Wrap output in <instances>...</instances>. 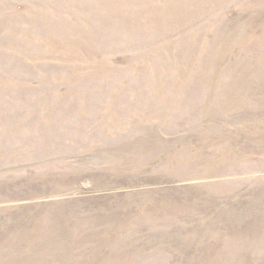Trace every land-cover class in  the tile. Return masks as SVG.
<instances>
[{
  "label": "rangeland",
  "instance_id": "1",
  "mask_svg": "<svg viewBox=\"0 0 264 264\" xmlns=\"http://www.w3.org/2000/svg\"><path fill=\"white\" fill-rule=\"evenodd\" d=\"M171 1L195 5V12L167 30L138 14L152 2ZM217 2L0 0V193L39 191L0 203V241L7 232L26 238L44 230L38 239L3 246L0 261L111 264L108 257L94 260V242H77L79 230L125 229L116 221L147 212L160 219L127 228L159 236L131 233L132 240L103 252L118 247L125 255L121 264H221L204 255L213 246V257L226 252L235 259L236 249L225 248L231 245L241 247L243 264H264V242L253 237L264 220V31L255 27L264 22V0ZM130 7L134 33L112 35ZM237 21L251 22L257 45L251 51L244 48L249 38L230 33ZM206 67L216 71L201 78ZM247 69L258 76L248 80L238 73ZM220 102L232 116L211 114L202 120L207 125H198L195 117ZM132 113L153 117L139 122L156 132L117 120ZM152 134L167 142L154 170L144 174L117 175L105 161L116 158H94L87 150L123 147ZM205 137L210 141L202 142ZM198 156L200 170L215 171L213 179L184 182L168 169ZM59 166L66 180L41 173ZM77 178L72 188L67 181ZM200 184L227 192L199 194L192 188ZM59 185L64 191L53 192ZM52 212L65 220L48 240ZM240 232L251 235L237 237Z\"/></svg>",
  "mask_w": 264,
  "mask_h": 264
},
{
  "label": "bare ground",
  "instance_id": "2",
  "mask_svg": "<svg viewBox=\"0 0 264 264\" xmlns=\"http://www.w3.org/2000/svg\"><path fill=\"white\" fill-rule=\"evenodd\" d=\"M220 0H204V5L206 7H209L211 5H217L218 2ZM251 4L252 2H254L255 0H249ZM194 4V3H193ZM120 6H122V4H119ZM185 4H182L180 2H168V3H157L156 2H152L151 4L142 7L140 10L137 9L138 14L141 15L142 17H148L149 21H151V25L158 27H164L166 30L170 29L171 27H173V25L179 24L181 25L182 23V15L185 16V18L187 17V15L192 14L193 12H195L194 8L196 7L195 5H193L191 8L185 7ZM252 7V6H249ZM255 10V8H254ZM133 12H134V8L130 7L129 10L124 9L120 15V19L117 21V24L115 25V27L112 30V35H125V36H129L131 34L134 33V25H133ZM259 12V11H258ZM257 12L256 16H259ZM124 13H127L126 15H124ZM259 14H261L259 12ZM129 17V18H128ZM183 25V24H182ZM259 26H255L256 29L259 30H263L264 31V22L259 21ZM251 28V29H250ZM252 30V25L250 21H246V22H241V21H237L236 23H234L233 27L230 28V33L231 34H235L238 35L236 38H241L244 39L246 42V38H249V40L247 41V43L245 44L244 48L247 51H251V48H255L257 47V45L255 43H252V38L253 36L251 34H254V31ZM173 33V32H172ZM171 33V34H172ZM220 38L223 40V38L220 36ZM236 41L238 42V40L236 39ZM225 42H228L225 41ZM262 43L259 44V46H261ZM222 60H224L223 58H221V62H223ZM205 70L203 71L204 77L201 78H206L209 77L214 71H216L215 68L212 67H206L204 68ZM238 73L241 74V76L245 79H251V77L253 76H258L256 75V72L253 71V69H247L245 71L241 70L240 72L238 71ZM213 77H215V75H213ZM250 107V106H249ZM230 106L224 103H221L219 105H216L214 110L207 112V113H201L199 115H197L195 117V120L197 122L198 125H202L205 126L207 125V123L204 121H202L204 119V117H207L211 114L213 115H224L222 116L224 119L225 118H229L230 116H232V113L230 111ZM243 108V107H242ZM241 108V109H242ZM246 116V115H245ZM153 119V117L151 116H141L139 119L138 117H134L133 113L129 114L128 116H125L123 119H117V120H126L128 121V126H133L136 129H143L144 127L141 126H149L146 125L144 122H139L140 120H149V119ZM156 118L158 119L159 116H156ZM206 119V118H205ZM249 119V118H248ZM245 122V121H244ZM246 123V122H245ZM250 125V124H249ZM258 126V125H257ZM142 131H151V132H156L155 129H148V130H142ZM141 138V137H139ZM202 142L206 143V141H210L209 138L205 137L203 139H201ZM134 142H129V140L127 142L124 143L125 146L121 147L118 146V143L113 144V148L112 149H103V148H89L87 150H89L88 152H90V154H93V157L95 158H108V159H115V160H105L107 161L106 164L108 165V167L112 168V170L114 172H117L119 174H128V173H133L134 175L137 174H144L147 173L150 170H154L155 168V161L154 158L157 159L159 156L158 154L161 153V150L163 149V147L165 146L167 142L163 139V137L161 136H154V134H152L150 137L148 138H143V139H134ZM193 156L191 154H188L187 158H192ZM205 157V156H204ZM203 157V158H204ZM197 160L195 163L193 164H188L187 163H181V164H176V162H173V168H168L169 170H172L174 173H178L181 174V176H179L177 178V180L180 181H193V180H208V179H213L214 176V170H200L201 165L203 164V160L202 158H200V156L196 157ZM111 161V162H110ZM100 164H103L102 166ZM98 166L103 167L105 165V162L102 161ZM46 169L51 172V173H45ZM51 168H43L41 170V173L43 174H47V175H53L54 178H58L61 177L63 180H66V178L69 177V175H66V173H62L63 169L61 166H59L58 170L56 169H51ZM83 171V169H82ZM84 173V172H83ZM184 174V175H183ZM77 179L71 180V181H67L70 183V186H72V188L74 186H76L77 184ZM65 182V181H64ZM66 183V182H65ZM134 183H136V181H134ZM193 190L196 189L197 192L199 194H208L211 193L213 191L215 192H227V189L224 186H220L217 187L215 185L212 184H200L199 186L192 188ZM63 192L64 190L62 189V186L59 185L58 187L54 188L53 192ZM38 190L34 192H28V193H24L22 189L18 190L16 194L11 195L10 192L7 190H4V192L0 193V203L3 202H7L9 200H20L23 197L25 198H31L32 196H35L38 194ZM199 202V200H198ZM198 202H196V204H198ZM208 202V201H207ZM174 206H179L178 204H181L180 201H176V202H171ZM169 204V203H166ZM170 204V205H172ZM168 206V205H167ZM146 207V206H145ZM140 208L144 209V206H141ZM153 209V208H152ZM4 209L1 208L0 205V213L3 212ZM263 213V212H262ZM263 215V214H262ZM51 219H52V223H53V227H50L49 229V236L46 235L48 240H53L56 238V234H59V226H57V222L60 221H64L65 219L61 218L60 215L56 213H51ZM160 219V217L155 215H152L151 213H144L143 217L140 218H128L126 220L123 221H116L117 226L119 228H124L125 229H119L118 228H113V229H104V230H99L96 228H85L82 230H79V234L77 237V242L81 243V242H87V243H91L94 242L96 244V253H95V257L94 260H96L99 256L105 260L106 257H108L107 259H109V261L111 260V264H121L123 261V256H125L122 252H120V249L118 247H112L108 252H103V248L107 247L109 245H111L112 243L114 244H120L121 241H123L124 243L127 240H132L131 237L129 236V234L133 233V236H138V237H142L143 235L147 234V233H151L152 237L155 236H159L158 233L156 232H152V231H148L145 232L144 229H140V230H132L130 227L127 228V226L129 224H132L134 221L137 222H144V223H153V222H157ZM95 220V219H93ZM74 222V221H73ZM76 224V221L74 222ZM76 227V226H74ZM96 227V226H94ZM256 230L254 232L253 237L256 240H262V242H264V220L259 219V221L257 222V224L255 225ZM96 229V230H95ZM17 231L19 233L20 230H14ZM44 230H40V229H36L34 232H31L26 238H23V236H21L22 238H20L16 232H7L4 234L5 238L4 240L1 242L0 241V249L3 246L8 245L9 243L13 242L14 244H21L24 242H30L32 240L38 239L41 237V233ZM96 232V233H95ZM253 234V233H252ZM249 235H251L250 233L247 234V232H240L237 237H249ZM212 246L209 251L204 255L207 256L208 259H211L213 261H219L221 262V264H232L234 260V264H243L242 258L238 259L239 256V251L241 249L240 248H236V246H231V245H227L225 248H228L230 250H235L236 252V258L232 259V255L230 254L227 257V254L224 252V254H222V256L217 257L216 254H219L216 252V254L213 257L214 251L215 249ZM244 249V248H243ZM241 250V255H242V251L244 252V256H246V252L247 250H249L250 248L247 247L244 250ZM11 258V257H10ZM100 260V258H98ZM121 261V262H120ZM93 262V261H92ZM106 262H104L103 264H105ZM0 264H16V261H0ZM69 264V263H68ZM83 264H86V261L83 262ZM208 264H213L212 262H209ZM256 264V263H255Z\"/></svg>",
  "mask_w": 264,
  "mask_h": 264
}]
</instances>
